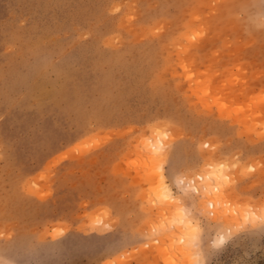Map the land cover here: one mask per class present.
<instances>
[{"label":"rangeland","instance_id":"rangeland-1","mask_svg":"<svg viewBox=\"0 0 264 264\" xmlns=\"http://www.w3.org/2000/svg\"><path fill=\"white\" fill-rule=\"evenodd\" d=\"M263 208L264 0H0V264H264Z\"/></svg>","mask_w":264,"mask_h":264},{"label":"bare ground","instance_id":"bare-ground-1","mask_svg":"<svg viewBox=\"0 0 264 264\" xmlns=\"http://www.w3.org/2000/svg\"><path fill=\"white\" fill-rule=\"evenodd\" d=\"M160 130V129H159ZM151 137H153V136H151ZM156 137V136H155ZM157 138V137H156ZM154 140V139H153ZM154 142V141H153ZM163 145H165V143L163 142V140L161 141V139H159V143H156L154 146H155V148H154V150L155 151H159V150H161L162 149V147H163ZM153 146V147H154ZM73 156V155H72ZM76 156V155H75ZM78 156V155H77ZM145 160H147L146 158H145ZM223 167V166H222ZM180 183V182H179ZM183 184V183H182ZM184 185H185V183H184ZM161 186H162V189L160 190V191H162V197L164 198V199H172V198H175V196H174V194H173V192L169 189V187L168 186H166V183L164 182V179L162 178V175H161ZM183 186V185H182ZM182 188V187H181ZM184 188V187H183ZM250 207V206H249ZM255 208V207H254ZM264 209V208H263ZM262 209V210H263ZM252 210V209H251ZM256 212V215L258 214V212L257 211H255ZM260 212V211H259ZM264 212V211H263ZM261 213V212H260ZM259 213V215L261 216L262 214H260ZM178 217L180 218L179 219V221H181V223H183V224H186V223H189L190 225H193V223H190L188 220H186V214L184 213H179L178 214ZM262 218V217H261ZM264 218V217H263ZM101 224V223H100ZM231 224H236V223H231ZM99 225V224H98ZM189 225V226H190ZM230 227H232V225H229ZM228 226V227H229ZM236 227V226H235ZM233 228H234V225H233ZM217 239V238H216ZM221 240H225V236L224 235H221ZM221 242V241H220ZM218 244V243H217Z\"/></svg>","mask_w":264,"mask_h":264}]
</instances>
